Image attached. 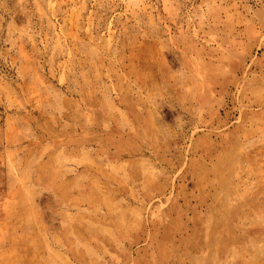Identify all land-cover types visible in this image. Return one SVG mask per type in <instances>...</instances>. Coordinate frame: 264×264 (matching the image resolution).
<instances>
[{
    "label": "rangeland",
    "instance_id": "374dc122",
    "mask_svg": "<svg viewBox=\"0 0 264 264\" xmlns=\"http://www.w3.org/2000/svg\"><path fill=\"white\" fill-rule=\"evenodd\" d=\"M0 264H264V0H0Z\"/></svg>",
    "mask_w": 264,
    "mask_h": 264
}]
</instances>
